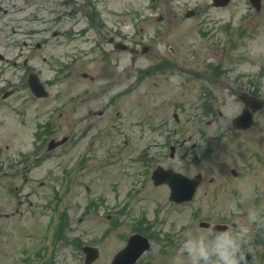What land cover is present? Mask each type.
I'll list each match as a JSON object with an SVG mask.
<instances>
[{"label":"rangeland","instance_id":"374dc122","mask_svg":"<svg viewBox=\"0 0 264 264\" xmlns=\"http://www.w3.org/2000/svg\"><path fill=\"white\" fill-rule=\"evenodd\" d=\"M62 1L0 0V90L13 91L0 100V264H84V244L100 248L94 264H109L137 229L152 240L137 264H169L182 233L205 228L199 221L234 226L233 209L243 219L256 189L264 204V163L250 162L264 151V110L249 129L232 128L243 84L264 68V0L258 12L249 0ZM59 6L73 16L55 21ZM112 37L138 52L116 49ZM30 70L48 97L23 84ZM38 147L47 154L28 180L11 175ZM159 164L203 174L193 200L175 204L167 186L147 183L129 192ZM252 247L250 264H264V229H253Z\"/></svg>","mask_w":264,"mask_h":264},{"label":"clouds","instance_id":"9594fccd","mask_svg":"<svg viewBox=\"0 0 264 264\" xmlns=\"http://www.w3.org/2000/svg\"><path fill=\"white\" fill-rule=\"evenodd\" d=\"M254 198L252 194L242 199ZM234 226L217 225L215 221L201 229L186 230L178 240L169 264H247L245 253H253V229H264V204L249 206L241 219V211L233 209Z\"/></svg>","mask_w":264,"mask_h":264},{"label":"water","instance_id":"95a60500","mask_svg":"<svg viewBox=\"0 0 264 264\" xmlns=\"http://www.w3.org/2000/svg\"><path fill=\"white\" fill-rule=\"evenodd\" d=\"M257 2L260 0H256ZM220 3H226V0H221ZM38 79V78H37ZM33 77L30 79L33 90H41L37 92L44 91L43 86L38 83V80ZM43 88V89H42ZM44 95H47V92L44 91ZM236 127L246 128L249 124H241L240 117H237L234 121ZM58 144V143H57ZM172 172V171H169ZM173 179V181H171ZM180 179L179 183H176L174 180ZM201 176L198 175L195 178H187L181 174H173L169 179V183L173 188L172 198L177 201L189 200L192 199L198 185L200 184ZM202 225L208 226L209 222H202ZM226 227L218 225V227ZM150 247V242L147 237H144L140 234H135L131 236L129 243L126 248L121 250L114 258L112 264H133L139 258V256ZM84 251L86 252V264L93 262L99 255L98 249L91 246H85ZM252 254H248L246 261L250 259Z\"/></svg>","mask_w":264,"mask_h":264},{"label":"flooded vegetation","instance_id":"af4514ba","mask_svg":"<svg viewBox=\"0 0 264 264\" xmlns=\"http://www.w3.org/2000/svg\"><path fill=\"white\" fill-rule=\"evenodd\" d=\"M252 90H253V88H252ZM252 93H255V94L258 93V89H255L254 91H252Z\"/></svg>","mask_w":264,"mask_h":264}]
</instances>
